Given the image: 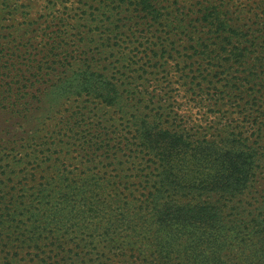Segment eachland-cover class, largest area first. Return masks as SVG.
Returning a JSON list of instances; mask_svg holds the SVG:
<instances>
[{"label":"rangeland","instance_id":"374dc122","mask_svg":"<svg viewBox=\"0 0 264 264\" xmlns=\"http://www.w3.org/2000/svg\"><path fill=\"white\" fill-rule=\"evenodd\" d=\"M49 1L55 7L52 15L46 7ZM153 2L161 12L169 13L163 20H169L168 26L159 25L142 9L134 10L135 5L117 4L112 0H6L9 8L0 11V88L10 83L23 93L50 92V85L64 73L61 63L68 65L71 60L60 59L63 54H58L60 50L55 41H63L77 57L85 51L83 58L98 61L99 69L115 77L128 75L131 81L122 87L123 91L127 89L122 101L129 104H120L121 108H117L123 112L111 111L107 116L89 101L65 105L61 95L27 100L25 95L14 112L10 109L16 104L8 101L3 102L5 106L0 104V187H16L11 193L14 203L11 210L22 214H12L13 229L29 238L24 252L27 257L39 253L43 259L41 264H50L49 257H54L61 246L60 239L65 238L87 244L85 250L92 253L91 257L103 253L111 240L110 233L103 235L104 226L100 224L103 217L108 213L115 220L122 211L120 206L130 201L127 190L141 195L144 193L141 188L150 186V182H141L150 176H133L137 172L135 166L143 165L147 174L153 176L157 173L156 166L142 159L144 154L135 145L124 149L120 143L122 137H127L123 133L127 118L132 123L139 114L147 117L158 112L162 121L181 113L183 119L177 122L190 134L199 131L201 139L219 141L226 134L234 138L242 131L249 137L248 143L256 148V167L245 194L229 203L226 215L235 219L242 216L240 212L245 217L256 218L264 214V122L256 119L259 111L264 110V51L260 52L264 47V15L248 13L252 0ZM240 5L246 9L243 13L239 12ZM261 6L264 9V1L253 5L256 11H261L258 8ZM208 11L214 16L222 12V19L215 20L214 16L204 19ZM221 21L226 23L225 28H217ZM237 25L254 41L252 47L249 42L245 45L247 57L239 62L230 59L225 65L227 70L220 68L223 73L218 70L216 77V69L211 67L204 72L206 80L198 86L196 82L190 83L194 75H199L198 67L201 70L205 67L200 65L202 54L196 48L222 41L230 28ZM129 34L126 39L131 42L129 46L122 50L117 47L109 54L105 45L109 41H124ZM85 41L88 43L84 44ZM146 41H152L150 45L158 56L147 55L148 51L139 43L146 46ZM162 51L163 55L159 56ZM12 55L13 59H8ZM255 57L260 60L253 64ZM11 62H16L18 75L16 69H5ZM251 72L255 75L249 76L247 83L238 80ZM225 75L230 81L224 79ZM120 115H124L123 119ZM84 125L92 126L93 132H85L86 139L94 137L102 146L96 156L87 157L86 148H81L84 139L79 131ZM108 139L110 142H106ZM108 145L112 151L105 158ZM110 162L114 163L110 167L121 163L118 167L123 168L120 171L123 177L117 180L122 182L121 188L128 185L117 196L113 208L105 212L91 210L88 200H81L87 194V188H80L81 180L72 183L79 190L78 187L62 190L60 179L67 177V173L72 177V172L90 169L91 174ZM76 191L77 197L73 195ZM98 196L104 201L112 199L108 194ZM143 201L142 196L135 207ZM144 204L149 203L145 200ZM133 206L130 201L129 207ZM73 249L77 250L75 245ZM77 256L72 254L64 264L81 263ZM55 260L53 264H57ZM31 263L37 264H27Z\"/></svg>","mask_w":264,"mask_h":264},{"label":"trees","instance_id":"16d2710c","mask_svg":"<svg viewBox=\"0 0 264 264\" xmlns=\"http://www.w3.org/2000/svg\"><path fill=\"white\" fill-rule=\"evenodd\" d=\"M252 1L248 13L256 15L260 12L264 15L262 6L258 7L261 11H256L253 7L254 4H263L264 0ZM51 2L46 5L50 11L49 15L55 10ZM112 2L117 4L127 2L135 5L134 10L142 9L159 25L168 26L169 20H163L169 13L161 12L153 0H112ZM5 8H9L6 0H0V11ZM245 10L242 6L239 12L243 13ZM9 12L12 13L13 9L10 8ZM221 15L222 12H217L214 16L213 12L208 11L203 16L204 19L214 16L215 20H219L222 19ZM225 27L226 23L222 21L220 25L217 24V28ZM129 36L131 35H127L124 41L114 43L109 41L105 45L106 50L108 49L111 54L115 48L117 50V47L118 50L128 47L131 42L126 39ZM247 36V33L241 30V26L237 25L230 28L229 35L222 41L211 42L209 45L201 44L199 49L196 48L197 52L201 51L202 54L199 59L200 65L204 64L205 67L203 70L198 67L199 75H194L190 83L196 82L197 86L200 85V82L207 77L204 72L209 71L211 67L216 69V77L220 68L227 70L225 65L230 59L239 62L246 58L248 54L246 43L249 42L250 47L254 44V41ZM55 42H58L56 46L60 50L58 54H63L60 59L71 60L68 65L61 63L64 73L50 85V92L23 93L21 88L12 87V84L8 83L0 88V104L5 106L3 104L5 101L11 102V105L16 104L10 109L14 112L18 110V105L25 95H27L26 100L29 97L41 99L50 95L55 97L61 95L64 97L65 105H72L78 100L89 101L94 103L105 116L111 111L123 112L117 106L121 108L120 104H129L122 101L124 100L122 95L127 90L123 91L122 87L131 83L130 77L111 76L99 69L98 61L83 58L82 54L85 51H81L77 57L65 47L63 41ZM146 42L148 43L146 46L139 43L148 51L147 55L158 56L150 45L152 41ZM192 47L195 48V45L193 44ZM207 48L208 50L205 51ZM261 49L260 52H263L264 47ZM162 55L163 51L159 56ZM8 59H13V55ZM253 60V64H256L260 57H255ZM113 62L115 61H111ZM8 68L14 71L16 62L7 63L5 69ZM228 68L230 69L231 65ZM15 71L18 75L19 69ZM252 75L255 74L251 72L238 80H241L242 84L247 83L248 77ZM225 76L224 79L230 81L227 75ZM213 89L217 90V87ZM158 114L155 112L154 115L149 114L147 117L139 114L137 120L132 119V123L127 118L128 125L123 127V133L127 136L120 139L123 148L129 149L135 145L136 149L144 154L142 159L146 158L150 166L152 164L156 166L157 173L153 176L151 173L147 174L145 171L147 168L143 165L135 166L137 172L133 176L135 178L150 176L146 180L141 179V182H150V186L144 185L141 188L144 193L141 195L131 189L127 190V199L132 201L134 206L129 207L130 201H126L120 206L122 211L115 216V220L108 213L103 217L104 221L100 223L104 226L103 235L110 233L111 236L104 252L94 258L91 257V252L85 250L87 244L82 245L73 238L60 239L61 246L54 257H49L52 260L50 264H53L54 258L55 263L64 264L74 253L78 254L76 258L81 260V263L76 262V264H264V214L256 218L254 215L245 217L240 212L242 216L235 219H229L226 215L229 203L245 194L256 167L257 151L253 143H248L249 137L239 131L234 138L226 134L219 141L211 138L201 139L198 137L199 131L190 134L182 128V123L177 122L183 119L181 113H175L162 121H159L161 118H158ZM120 117L123 119L124 115ZM135 117L136 115H132V118ZM256 119L264 122V110L259 111ZM91 128L92 126L88 128L84 125L79 131L84 139L81 148H86L87 157L96 156L95 154L102 148L94 137L86 139L84 133H93ZM106 142H110V139ZM109 147L110 145L106 148L108 153L104 152L105 158L109 157L112 151ZM117 153L118 150L115 152L116 156ZM113 164L110 162L105 167L95 169L96 171L91 174L90 169H83L79 173L72 172V177L67 173V177L60 179V182H63L62 190L68 191L72 187H78L77 184L72 183L81 180L80 188H87V194L81 200H88L91 210L105 212L113 208L117 196L124 193L128 187L125 185L121 188L122 182L117 180L118 177H123L120 172L123 168L118 167L121 163L117 162V166L110 167ZM88 185L91 186L90 189ZM15 188L0 187V262L41 264L43 259L39 257V253L35 257H27V252H24L29 238L13 229L11 216L16 212L12 213L11 210L14 204L11 193ZM80 188L78 187V190ZM77 191L73 193L76 197ZM103 194L112 196V199L104 201L98 196ZM142 196L149 204L145 205L143 201L140 206L135 207L137 202L142 200ZM117 202L120 204V199ZM79 211L83 212L81 209ZM123 230L122 234L117 233ZM74 245L77 250L73 249ZM69 246L70 248L67 249Z\"/></svg>","mask_w":264,"mask_h":264}]
</instances>
